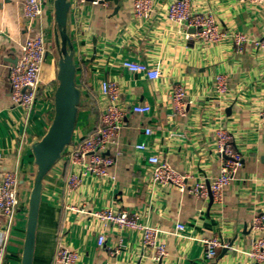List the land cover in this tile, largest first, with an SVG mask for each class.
I'll use <instances>...</instances> for the list:
<instances>
[{
    "label": "crops",
    "instance_id": "obj_1",
    "mask_svg": "<svg viewBox=\"0 0 264 264\" xmlns=\"http://www.w3.org/2000/svg\"><path fill=\"white\" fill-rule=\"evenodd\" d=\"M25 1L0 0V158L8 161L10 170L18 171L20 187V202L9 228L0 214V243L6 246L3 264L22 262L37 169L32 145L51 124L58 85L54 0H44L43 16L33 21L23 15ZM122 1L80 5L71 0L68 32L74 41L81 90L71 144L100 124L106 103L100 90L103 80L119 83L125 117L109 152L115 163L107 175L83 174L79 167L82 183L71 192L68 178L74 167L68 146L45 177L33 264H55L60 245L79 251L77 264H264L249 256L251 221L264 212V50L257 44L264 37V1L191 0L193 11L214 14L223 30L248 34L242 51L228 36L220 41L185 38V30L167 18L174 0H151L152 10L143 18L134 15L135 0ZM39 32L48 40V53L38 95L27 109L13 101L9 74L22 42ZM127 59L159 68L161 77L153 80L143 72L129 71L122 65ZM218 73L228 81L222 97L215 90ZM178 83L187 90L182 109L172 99ZM136 104H149L151 111L135 112ZM148 127L151 133L146 132ZM220 129L232 133L244 157L221 202L153 182L148 161L153 154L168 160L178 172L190 174L189 184L213 180L222 166ZM140 143L147 147L138 149ZM4 172L0 171V181ZM106 208L139 211L144 223L171 231L162 236L168 254L155 259L143 247L140 231L118 228L92 214ZM178 223L184 225L181 235L173 233ZM102 233L103 245L98 242ZM213 236L224 237L229 246L207 258L203 241Z\"/></svg>",
    "mask_w": 264,
    "mask_h": 264
},
{
    "label": "built area",
    "instance_id": "obj_2",
    "mask_svg": "<svg viewBox=\"0 0 264 264\" xmlns=\"http://www.w3.org/2000/svg\"><path fill=\"white\" fill-rule=\"evenodd\" d=\"M77 4L86 2L105 3L108 0H75ZM246 2H262L264 0H240ZM44 0H26L23 4V15L30 21L40 19L44 12ZM152 10L151 0H135L134 15L143 18L149 15ZM167 18L185 30V38L196 37L204 41H220L230 37L239 51H242L249 35L242 31H225L218 23L212 13H202L191 9V0H174L170 3L167 11ZM194 28V33L187 31ZM47 38L43 32L29 36L21 45V53L17 61L10 68L11 97L13 101L27 109H31L38 95L41 81L43 65L48 53ZM257 44L264 50V37ZM122 65L132 72H143L149 79H159L161 70L151 67L141 61L124 60ZM215 90L218 96H224L228 91L227 77L223 73H218L214 79ZM101 93L106 97V103L101 115L100 124L88 136H84L72 145L68 160L74 169L68 178V189L73 192L78 190L82 183V175L78 168L85 173H93L97 176H105L109 173V168L115 163V157L109 152L117 142V135L125 117L124 108L121 105V87L117 81L103 80L100 83ZM187 95V90L183 83L174 86L172 99L178 108L182 109V104ZM133 110L138 113H148L151 111L149 104H136ZM264 115V111H263ZM147 133L152 132V128L146 129ZM218 135V151L222 159L220 173L211 181L200 180L189 184V175L178 172L177 169L166 159L158 154L150 155L148 161L152 168V180L154 183L171 184L180 191H189L200 198H208L212 195L213 200L221 202L224 189L229 185L242 165L243 155L237 149L234 137L231 132L220 129ZM138 149H145V143L137 144ZM19 176L17 170H8L3 173L0 181V214L6 217L7 228L11 225L19 205ZM92 214L121 229L137 230L142 235L143 247L151 250L157 260L164 258L168 254V247L162 236L171 233L157 225L144 223L141 220L139 211L129 212L127 209L106 208L93 211ZM173 231L174 234L181 235L184 229L182 223H178ZM252 248L249 256L255 261H264V212L255 214L251 224ZM106 236L99 235L98 242H105ZM206 248L205 256L212 258L217 255L219 248L228 247V241L221 236H213L204 239ZM118 250L116 249V252ZM6 254L5 244L0 243V264H3ZM80 253L76 249L60 245L55 255V264H77Z\"/></svg>",
    "mask_w": 264,
    "mask_h": 264
},
{
    "label": "water",
    "instance_id": "obj_3",
    "mask_svg": "<svg viewBox=\"0 0 264 264\" xmlns=\"http://www.w3.org/2000/svg\"><path fill=\"white\" fill-rule=\"evenodd\" d=\"M110 1V0H109ZM122 3V0H114ZM71 0H54L55 44L59 54L57 80L54 91V116L47 133L32 145L36 172L29 196L26 236L21 264H33L38 215L42 200L44 179L59 162L71 144L78 121L81 90L77 84L75 49L68 32ZM8 161L0 158V171L10 170ZM213 201L212 195H210Z\"/></svg>",
    "mask_w": 264,
    "mask_h": 264
}]
</instances>
